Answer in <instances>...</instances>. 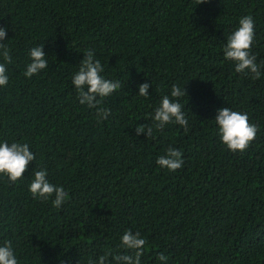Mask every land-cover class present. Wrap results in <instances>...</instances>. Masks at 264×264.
<instances>
[{
  "label": "trees",
  "instance_id": "1",
  "mask_svg": "<svg viewBox=\"0 0 264 264\" xmlns=\"http://www.w3.org/2000/svg\"><path fill=\"white\" fill-rule=\"evenodd\" d=\"M248 15L259 80L224 57ZM0 27L12 56L0 142L28 143L36 157L15 183L0 174V245L10 241L20 264L123 253L129 229L147 239L142 264H165L161 253L166 264H264V0H0ZM41 45L48 67L29 79L30 50ZM88 50L121 83L103 101L107 119L80 104L72 83ZM144 83L148 97L138 95ZM173 85L186 89L188 127L161 131L152 117ZM223 107L258 126L246 151L222 142ZM170 146L183 154L175 172L157 164ZM41 169L68 193L62 207L32 196Z\"/></svg>",
  "mask_w": 264,
  "mask_h": 264
},
{
  "label": "clouds",
  "instance_id": "2",
  "mask_svg": "<svg viewBox=\"0 0 264 264\" xmlns=\"http://www.w3.org/2000/svg\"><path fill=\"white\" fill-rule=\"evenodd\" d=\"M205 2L207 0H197V5ZM6 34L7 30L0 27V41L6 39ZM254 41L255 22L253 17L248 15L239 20L238 28L227 38L223 51L225 59L234 62L237 73L252 74L253 80H259L262 75L261 65L256 63L257 58L252 54ZM10 52L11 50L4 43H0V57L3 61L0 62V87L6 86L9 81L7 64L12 63ZM29 55L31 63L28 64L24 75L30 79L45 70L48 67V61L43 45L33 47ZM103 72L104 67L101 61L95 58V51L88 50L80 62L79 71L72 77V83L79 93L80 104L96 109L98 119H107L110 115V109L103 106V101L121 88L120 81L106 79L102 75ZM149 87L148 83L139 85L138 95L148 97ZM185 95H187L186 89L182 90L178 85H173L171 96L162 97L152 117L156 129L162 131L166 125L171 123L187 129L188 119L178 99ZM215 122L218 125L222 142L233 152L246 151L259 131L256 124L250 123L247 113L234 111L229 107L217 110ZM145 132L148 138L152 137L153 127L149 125L136 127L137 135ZM182 155L180 150L170 146L166 155L157 159V164L161 168L175 172L184 165ZM35 159L36 157L30 150L28 143L12 142L9 144L7 141L0 142V174L6 175L10 182L15 183L22 179L30 163ZM47 177L46 169L35 171L29 190L34 198L42 201L51 199L53 206L60 208L67 201L68 193L63 186L51 183ZM120 240V248L125 250L123 253L113 252L110 249L98 259L89 258L88 264H142L141 258L144 255L147 239L142 237L140 232L134 233L129 229L123 233ZM158 260L166 264L168 257L161 253ZM0 264H20L10 241H5L3 245H0Z\"/></svg>",
  "mask_w": 264,
  "mask_h": 264
}]
</instances>
